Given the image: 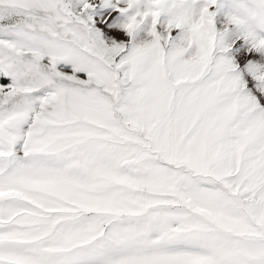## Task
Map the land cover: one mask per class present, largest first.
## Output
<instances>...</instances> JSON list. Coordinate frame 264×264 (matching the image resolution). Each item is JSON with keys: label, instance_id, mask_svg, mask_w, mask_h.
<instances>
[{"label": "snow or ice", "instance_id": "6c2138e0", "mask_svg": "<svg viewBox=\"0 0 264 264\" xmlns=\"http://www.w3.org/2000/svg\"><path fill=\"white\" fill-rule=\"evenodd\" d=\"M0 264H264V0H0Z\"/></svg>", "mask_w": 264, "mask_h": 264}]
</instances>
